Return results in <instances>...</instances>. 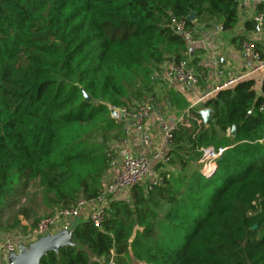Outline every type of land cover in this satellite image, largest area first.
<instances>
[{
    "label": "trees",
    "instance_id": "16d2710c",
    "mask_svg": "<svg viewBox=\"0 0 264 264\" xmlns=\"http://www.w3.org/2000/svg\"><path fill=\"white\" fill-rule=\"evenodd\" d=\"M239 2L0 0V208L22 177L37 179L51 213L96 199L113 144L124 138V121L110 108L130 110L147 97L185 110L179 91L155 92L166 62L201 72L174 22L184 20L195 40L201 28L229 32L239 23ZM254 9L264 16V0ZM243 25L257 29L252 18ZM247 40L240 36L239 44ZM253 42L264 59V45ZM255 84L239 80L187 109L161 184L136 185L129 200H111L99 227L80 220L73 245L40 264H264V80ZM200 108L211 109L207 125ZM208 147L226 149L205 177L198 160ZM17 229L27 227L16 218L0 223V238Z\"/></svg>",
    "mask_w": 264,
    "mask_h": 264
},
{
    "label": "built area",
    "instance_id": "2783aa9c",
    "mask_svg": "<svg viewBox=\"0 0 264 264\" xmlns=\"http://www.w3.org/2000/svg\"><path fill=\"white\" fill-rule=\"evenodd\" d=\"M254 4L263 0H249ZM258 29L264 27V16L262 14H255L252 18ZM175 30L182 37L187 47L190 49L195 39L192 37V32L186 27L184 20H178L174 22ZM241 50L244 54V59L248 65V69L245 72L231 76L225 80L222 84H218L211 91L201 94L196 101L189 107H197L202 102L212 95L218 89L229 87L239 80L253 78L256 74L259 76V87L264 80V59L259 56V51L256 49L252 40L244 41L241 45ZM220 71L217 72L219 76ZM165 75L181 85H188L190 87H197L205 79V76L201 72H196L190 68L187 62H179L177 64H170L166 70ZM261 109V108H260ZM118 118L124 121V137L128 136L132 131L141 132L146 122L151 118H156L158 127L161 132L163 143L168 146L172 145L173 132L177 122H181L180 118L175 123H170L161 114L157 113L150 99L144 97L134 108L120 109L118 110ZM230 134V131L227 130ZM264 140V137L261 141ZM224 148L208 147L201 150V154L198 160L200 164V173L207 177L216 170L217 160L224 152ZM166 153L155 151L152 154H147L143 151L138 154H133L130 148L126 145V139H122L119 148L116 150L115 156H111L112 161L119 158L117 171L111 180V182L103 189L100 195L93 200L86 201L83 198H79L74 205L69 208L58 209L51 215L41 218L36 226L27 232L22 237V242L17 241L18 236H5L0 243V260L6 262V258L9 253L16 252L17 246L20 243L28 244L35 241L40 236L46 234H53L68 226L67 222L71 218H76L83 215L85 219H89L92 224L99 227L103 221L104 208L111 200L121 199L124 191H129L136 185L142 186H158L163 180V174L161 167L158 165H166L167 157ZM105 264H114L109 259Z\"/></svg>",
    "mask_w": 264,
    "mask_h": 264
},
{
    "label": "crops",
    "instance_id": "0c3cea01",
    "mask_svg": "<svg viewBox=\"0 0 264 264\" xmlns=\"http://www.w3.org/2000/svg\"><path fill=\"white\" fill-rule=\"evenodd\" d=\"M239 3L238 15L240 20L234 30L223 32L220 27L216 26L201 28L198 39L195 40L194 45L191 47L190 60H196L195 68H198L205 76V79L199 86L190 87L188 85L176 83L165 75V70L170 64L166 62L161 66L162 70L160 74L157 75L158 82L155 85V92L159 95H163L170 88H174L179 91L188 102V107L185 110H176L166 103L170 108L167 115L156 110L157 113L162 114L170 123H175L180 118H182L181 122L185 123L183 119L184 114L201 94L211 91L218 84L225 82L227 78L241 74L248 69L244 54L241 50V45L239 44L240 36H244L248 40L250 39L264 45V33L260 29L246 31L243 25L245 20L251 19L255 15V4L249 0H240ZM192 54H194L193 57ZM192 67V69H194V66ZM218 71L221 72L219 76L217 75ZM252 79L255 80V87L259 89V76L255 74ZM156 129L157 122L155 118H151L146 122L141 132L132 131L128 136L122 139H126V145L133 154H138L141 151L147 154H152L155 151L167 153L169 148L163 143V140L161 141L153 137V134L156 133ZM120 142L121 140L113 144L114 153H116V150L119 148ZM119 160L120 159L116 157L111 167L105 172L103 180L104 188L113 179L117 171ZM129 194L130 190L124 191L121 199L129 200ZM84 219L85 217L80 215L70 221V224H67L68 226L72 224L70 226L72 227L74 224ZM2 238L1 236L0 243L3 240Z\"/></svg>",
    "mask_w": 264,
    "mask_h": 264
},
{
    "label": "rangeland",
    "instance_id": "374dc122",
    "mask_svg": "<svg viewBox=\"0 0 264 264\" xmlns=\"http://www.w3.org/2000/svg\"><path fill=\"white\" fill-rule=\"evenodd\" d=\"M153 106L155 110H158L161 113H164L166 115L168 111L170 110L169 106L162 101H160L158 104H155ZM153 135H154L153 137L162 141V136H161V132L158 127V124H157L156 133H154ZM165 156L167 157V154ZM165 168L173 169L172 165L169 164L168 157H167L166 165L165 166L163 165L161 170H164ZM22 209L26 210L29 217L26 218L25 214L20 213ZM51 214H53V212L51 213L49 210L45 208V206L41 204L40 188L38 186L37 179H28L27 177H22L20 182L15 186V192H13L7 197L6 205L0 208V223L1 224H6V223L13 224L14 219L16 218L20 221L22 225H26L27 229L25 231H22V230L20 231V229H17L19 231L2 230V237H3L2 239H4V237L8 235L18 236L17 241L22 242V237L26 235L27 232L33 229L30 227V225L32 224L35 218H38L36 222L38 223V221L41 218L51 215ZM73 219L74 218L69 219L67 223L70 224L69 222L72 221ZM0 264H6V262L3 260H0Z\"/></svg>",
    "mask_w": 264,
    "mask_h": 264
},
{
    "label": "water",
    "instance_id": "95a60500",
    "mask_svg": "<svg viewBox=\"0 0 264 264\" xmlns=\"http://www.w3.org/2000/svg\"><path fill=\"white\" fill-rule=\"evenodd\" d=\"M194 13H191L187 16L188 21L194 19ZM216 28V27H215ZM258 29V28H257ZM191 51V48H190ZM86 99H89L87 94H84ZM111 115L113 118L118 117V113L113 108H110ZM198 114L201 116L202 121L205 125L211 121V109L202 108L198 111ZM186 122V120H185ZM231 134H235V129H231ZM256 225H253L255 228ZM73 231L72 227L61 228L53 234H46L40 236L35 241L24 244H18L17 251L11 252L6 258L7 264H40V259L45 256L48 252H58V250L64 246L73 245L71 239V233Z\"/></svg>",
    "mask_w": 264,
    "mask_h": 264
}]
</instances>
